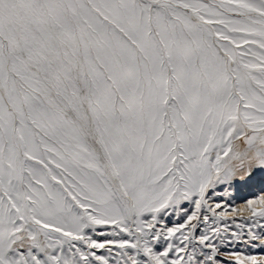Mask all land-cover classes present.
I'll return each mask as SVG.
<instances>
[{"label": "snow or ice", "instance_id": "obj_1", "mask_svg": "<svg viewBox=\"0 0 264 264\" xmlns=\"http://www.w3.org/2000/svg\"><path fill=\"white\" fill-rule=\"evenodd\" d=\"M215 183L264 185V0H0V264H228Z\"/></svg>", "mask_w": 264, "mask_h": 264}, {"label": "rangeland", "instance_id": "obj_2", "mask_svg": "<svg viewBox=\"0 0 264 264\" xmlns=\"http://www.w3.org/2000/svg\"><path fill=\"white\" fill-rule=\"evenodd\" d=\"M262 196H264V185L259 183L245 187L215 183L207 189L205 193L207 204L201 209V221L194 223H197V235L208 229H220L215 243L225 255L219 259L227 261L228 264H237L235 255L230 254H238L242 260L246 256H255L261 264H264V217L253 216L248 208L250 201H258ZM217 203L221 205V208H217L216 212L223 211L224 216L222 218H217L208 211L209 206L215 208ZM252 207L259 211L261 205L257 203L253 204ZM192 211H195L194 205L187 202L176 211L168 209V214H161V223L157 225V228L166 230L170 227L179 226L185 222L186 216ZM204 216L208 217L207 224L203 223ZM146 218H148L147 214ZM106 230L111 231V229ZM232 233H237L239 239L233 237ZM89 234L97 240L105 239L91 232ZM253 235L257 239H252ZM109 239H120V237H109ZM229 240L232 242L229 243ZM166 243L161 240L157 247L162 249ZM104 254L107 255V253Z\"/></svg>", "mask_w": 264, "mask_h": 264}]
</instances>
